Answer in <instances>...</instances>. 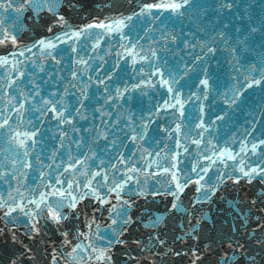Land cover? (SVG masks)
I'll use <instances>...</instances> for the list:
<instances>
[{"label": "snow or ice", "instance_id": "6c2138e0", "mask_svg": "<svg viewBox=\"0 0 264 264\" xmlns=\"http://www.w3.org/2000/svg\"><path fill=\"white\" fill-rule=\"evenodd\" d=\"M188 2V0H184V3H187ZM149 7H164V8H171V9H173V10H175V9H179L180 7H181V5L180 4H178V3H172V4H164V5H160V4H157V5H150ZM93 26H95V27H105V25L103 24V23H100V24H96V25H88V27H93ZM77 35H78V33H77ZM5 39H7V37H5ZM12 40H13V43L15 42V38L13 37L12 38ZM0 43H3V41H0ZM41 43H43L42 41H41ZM49 46H53V45H51V44H49ZM201 83L202 84H204L205 86H207V80H204V81H201ZM257 83H258V81H257ZM5 123H7V121H5ZM253 171H255V170H253ZM97 175H99V173H97ZM244 175H248V173L247 172H245L244 173ZM180 191H183V188L181 187L180 188ZM71 207H75V203H73L72 205H71ZM173 207H175V205H173ZM49 214H50V216L54 219V220H56L57 222L60 220V215L55 211V210H53V209H50L49 210ZM100 258L101 259H103L104 257H103V254H101V256H100Z\"/></svg>", "mask_w": 264, "mask_h": 264}]
</instances>
